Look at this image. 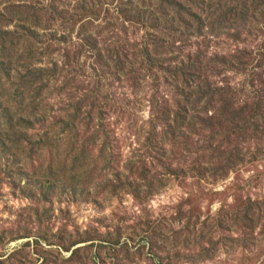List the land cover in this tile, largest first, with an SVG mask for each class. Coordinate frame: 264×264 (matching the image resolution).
<instances>
[{"label": "rangeland", "instance_id": "obj_1", "mask_svg": "<svg viewBox=\"0 0 264 264\" xmlns=\"http://www.w3.org/2000/svg\"><path fill=\"white\" fill-rule=\"evenodd\" d=\"M129 1L56 22L33 126L0 114V264H264V25L174 33L159 12L149 58Z\"/></svg>", "mask_w": 264, "mask_h": 264}, {"label": "trees", "instance_id": "obj_2", "mask_svg": "<svg viewBox=\"0 0 264 264\" xmlns=\"http://www.w3.org/2000/svg\"><path fill=\"white\" fill-rule=\"evenodd\" d=\"M53 1L50 5L45 6L40 0H0V85L2 87V78L6 79L5 82H11L10 80L15 78L20 84L11 92L0 89V95L6 97V100L0 98V114L5 112V108L12 107L11 102H17L18 111L21 114L19 116L20 125L24 128L32 127L35 122L24 113L31 106V109L38 113L39 102L43 97L45 87L60 77L55 67L40 71L35 69L36 62H40L39 48L44 47V51H48V55L51 50L53 53V43L68 42L67 35L57 37L52 32L56 22L60 20L61 25L76 26L82 23L81 17H87L86 14H94V10L97 13L100 6V0H74L76 5L74 4L72 13L63 9L65 4L68 6L72 4L70 0ZM124 8L128 13L125 15V20L131 24L133 22L139 24L148 32L150 31L145 43L147 56L151 57L148 50L153 48V51L162 60L169 45L163 39L159 41L156 39L155 33H160L162 28L157 15L159 12L163 17L164 29L174 33L178 30L176 26L181 24H185L184 30H182L183 34H187V31L191 29L201 33L206 27L213 28L214 22L221 29L238 26L241 31L248 28L250 34L264 25V0H131ZM81 28L86 29L87 25H83ZM68 31L70 32V29ZM84 39L88 44L92 41L89 36ZM14 56H18V58L14 59ZM48 58L50 57L48 56ZM172 68L168 69L170 74L179 76L181 79L182 77L186 78L182 69ZM188 78L190 79L191 76ZM13 97L15 98L11 99ZM68 121L70 120L60 123L61 129H67ZM67 131L69 130L67 129ZM73 132L75 133V131ZM24 136L26 137L25 132ZM44 180L46 182L41 187L46 189V183L49 180L45 178ZM81 187L86 191L85 184H82ZM44 192L47 193V191Z\"/></svg>", "mask_w": 264, "mask_h": 264}]
</instances>
